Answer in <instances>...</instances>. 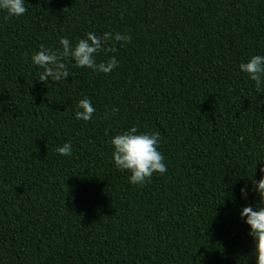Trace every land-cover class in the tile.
<instances>
[{"label": "trees", "instance_id": "obj_1", "mask_svg": "<svg viewBox=\"0 0 264 264\" xmlns=\"http://www.w3.org/2000/svg\"><path fill=\"white\" fill-rule=\"evenodd\" d=\"M25 7L0 10V264H255L240 212L264 202L240 190L264 167V93L239 65L264 55V0ZM88 32L131 36L97 56L119 66L103 74L69 59L65 81L40 82V46ZM84 98L88 122L75 119ZM132 126L160 133L167 165L143 186L112 160L111 139Z\"/></svg>", "mask_w": 264, "mask_h": 264}, {"label": "clouds", "instance_id": "obj_2", "mask_svg": "<svg viewBox=\"0 0 264 264\" xmlns=\"http://www.w3.org/2000/svg\"><path fill=\"white\" fill-rule=\"evenodd\" d=\"M0 10L6 12L8 17H20L27 11L25 0H0ZM131 43V36L121 32H105L97 35L88 32L83 39H79L75 45L67 37L59 40L60 48L52 50L41 45L39 51L31 56V63L39 67L38 80L53 84L65 81L69 77L68 66L65 61H74L77 68H88L97 73L110 74L119 66V61L112 55L106 61H97L101 53H114L116 45ZM239 70L251 81L255 82L258 93H264V55H254L246 63L239 65ZM78 110L75 119L88 122L92 120L95 108L88 98L78 102ZM119 111L113 107L106 110L105 119L114 116ZM108 132H105L107 135ZM242 139V138H241ZM161 136L158 131L138 133V129L132 126L121 134L115 135L110 143L112 146V160L115 167L120 171H126L129 175V183L143 186L154 174L163 175L167 171L164 156L158 150ZM61 156L72 154L70 142L64 143L56 149ZM261 177L259 181L252 180L253 188L247 185L241 188L242 197H247L249 191L255 192L259 202H264V167L259 169ZM255 174V170L253 175ZM252 175V176H253ZM241 219L249 227L248 235L254 241L255 264H264V206H246L240 212Z\"/></svg>", "mask_w": 264, "mask_h": 264}]
</instances>
